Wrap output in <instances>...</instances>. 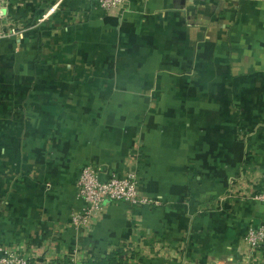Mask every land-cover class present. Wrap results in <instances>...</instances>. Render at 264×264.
Instances as JSON below:
<instances>
[{
    "label": "crops",
    "instance_id": "1",
    "mask_svg": "<svg viewBox=\"0 0 264 264\" xmlns=\"http://www.w3.org/2000/svg\"><path fill=\"white\" fill-rule=\"evenodd\" d=\"M9 12L25 29L0 39V246L32 264H264L242 240L264 224V0ZM87 164L134 170L160 203L106 202L75 230Z\"/></svg>",
    "mask_w": 264,
    "mask_h": 264
},
{
    "label": "built area",
    "instance_id": "2",
    "mask_svg": "<svg viewBox=\"0 0 264 264\" xmlns=\"http://www.w3.org/2000/svg\"><path fill=\"white\" fill-rule=\"evenodd\" d=\"M99 6L107 11H123L129 0H96ZM10 0H0V39L12 38L25 29L16 23L9 12ZM59 7V1L43 11L30 27H38ZM28 26V27H29ZM76 194L82 201V207L70 214L69 223L78 230L81 227L91 228L100 218L106 202H123L129 205H158L156 198L144 195L138 185L137 173L127 170L123 173H112L102 177L100 169L87 164L83 166L76 180ZM253 200L264 204V189L255 192ZM243 242L249 248L250 255L264 247V224L250 226L243 235ZM0 264H32L30 257L20 247L0 246ZM35 264H84L74 258L67 262L57 263L49 258H37Z\"/></svg>",
    "mask_w": 264,
    "mask_h": 264
},
{
    "label": "trees",
    "instance_id": "3",
    "mask_svg": "<svg viewBox=\"0 0 264 264\" xmlns=\"http://www.w3.org/2000/svg\"><path fill=\"white\" fill-rule=\"evenodd\" d=\"M98 264H99V263H98ZM102 264H104V263H102ZM107 264H110V263H109V261H108V263H107ZM111 264H112V263H111Z\"/></svg>",
    "mask_w": 264,
    "mask_h": 264
}]
</instances>
